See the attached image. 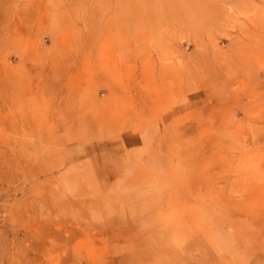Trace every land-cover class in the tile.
<instances>
[{"label":"rangeland","instance_id":"374dc122","mask_svg":"<svg viewBox=\"0 0 264 264\" xmlns=\"http://www.w3.org/2000/svg\"><path fill=\"white\" fill-rule=\"evenodd\" d=\"M0 264H264V0H0Z\"/></svg>","mask_w":264,"mask_h":264}]
</instances>
